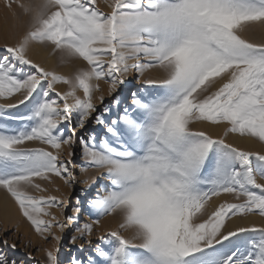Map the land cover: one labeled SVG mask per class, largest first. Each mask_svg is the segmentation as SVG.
Segmentation results:
<instances>
[{"label": "snow or ice", "instance_id": "snow-or-ice-1", "mask_svg": "<svg viewBox=\"0 0 264 264\" xmlns=\"http://www.w3.org/2000/svg\"><path fill=\"white\" fill-rule=\"evenodd\" d=\"M12 3L28 27L0 52V189L36 233L57 242L47 264H60L53 228L63 233L66 222L78 225L70 242L91 248L70 264H264V226L229 227L233 218H264V153L227 142L232 135L264 145V42L244 35L264 32V0H105L108 12L97 0ZM33 44L72 71L34 61ZM132 73L140 87L114 96ZM101 81L113 104L99 110ZM89 122L100 131L78 136ZM77 167L104 182L81 180ZM53 177L87 185L64 221L49 211L63 214L64 199L33 194L47 192L39 181ZM93 188L95 218L81 224V197ZM222 195L232 202L215 203ZM104 217L118 218L117 227L100 234ZM0 264H9L3 253Z\"/></svg>", "mask_w": 264, "mask_h": 264}, {"label": "rangeland", "instance_id": "rangeland-1", "mask_svg": "<svg viewBox=\"0 0 264 264\" xmlns=\"http://www.w3.org/2000/svg\"><path fill=\"white\" fill-rule=\"evenodd\" d=\"M28 2L29 0H19V3H28ZM109 2H111V0H109ZM97 5L101 8L102 11L104 12L109 11L107 4L105 3V0H97ZM27 27H28V17L22 13V10L18 7V4L12 3L11 8H9L7 7V0H0V40H1L0 41V52H2L3 45L5 43L9 45L16 43L17 38L27 30ZM244 35L246 39H250L254 42H264V32L245 33ZM34 45L38 46L39 44H34ZM67 67H70L71 70L73 69V66L70 63V64H63V65L60 64L56 66V68H52V70L56 71L58 74H66L64 70ZM149 75L155 76V75H158V73L153 71L149 73ZM134 76H135V73L130 74L128 77L126 86H123L117 93L113 95L119 96L123 100L124 97L127 96L131 91H135L137 88H139L140 85L137 84L136 80L134 79ZM100 86L103 90V95L105 99H104L103 104H100L99 102H97V107L99 110H102L103 107L113 104V97L108 94L107 84L101 81ZM57 90L65 91L66 86L57 85ZM96 95L98 96L100 95V93H97ZM4 102L6 101L0 100V103H4ZM11 111L13 114H18L17 110H11ZM194 127L197 130H199L198 128L199 124L194 125ZM91 131L99 132L100 128L98 126H95L91 122H89L85 129L83 130L78 129V136H85L86 133L91 132ZM230 141L231 140L229 139V137H227V142L232 143ZM26 146L27 147H38L40 145H38L35 142H29ZM67 151L68 150L65 149V152H64L65 157L67 156ZM254 151H260L261 153H264V151H261L259 149L254 150ZM74 152H75V155L73 157L74 163L76 165H80L82 163V157H81V146L78 142L75 146ZM75 171H76L77 176L81 180L85 179L87 176V177H96L98 180V183L104 182L102 179H100V173L97 170L90 168L86 174H82L79 171V168L77 167ZM92 172L94 175L92 174ZM52 179H53V183L39 181L43 187L48 189L47 192H39V193L34 192L33 194L36 196L56 195L64 199L66 201V205L63 210V214H61V209L59 208L49 209L51 213L56 215L61 221H64L66 216L75 215L72 209L76 204V197L81 195V191L83 189H86L87 185L79 183L72 187H69L65 185L63 181L59 180V178L53 177ZM258 182L264 183V181H258ZM57 188H59L58 192L56 191ZM94 193H95V188H93L88 193L87 197H83V196L81 197L83 201V207H84V211H82L79 215V220L81 224L86 223V222L90 223L91 220L95 218L94 216L89 215V210L87 208L88 200L91 198L92 195H94ZM213 200L215 203H219L224 200H228L232 202V197L229 195H222L219 199L213 198ZM42 218L45 220L50 219L49 216H44ZM24 219L26 220L25 217ZM110 219L111 217L103 218L102 227L99 229L100 234H106V231L108 229H115L117 227L116 224L114 223L112 224L111 221L109 222ZM25 222H26L25 226L11 224V225H7L4 227L3 224L0 225V253H3L6 256V258L9 261V264H11L12 261H15L16 264H47L46 251L54 250V247L57 246V242L52 240L50 237L48 240H45L42 236H40L38 233L35 232L30 222H28L27 220ZM66 224L67 226L63 233L59 232L58 229L53 228V231L56 232L57 235L62 236V240L60 241L58 245L60 251L57 254L60 264H70V260L73 256L83 257L85 255V252H91V248H89L87 245H85L84 252L80 251L78 246L83 243V241L80 239H77L75 243L70 242L73 236L79 235L75 231L78 225L73 222H66ZM257 226H264V225H257ZM123 234L125 236H128L127 232ZM242 235H251V234H242ZM96 236H97V232L94 229L93 236L90 237V239H92L93 241V246L99 243ZM3 241H7V245L15 244L16 248L12 249L11 247L6 246L3 243Z\"/></svg>", "mask_w": 264, "mask_h": 264}, {"label": "bare ground", "instance_id": "bare-ground-1", "mask_svg": "<svg viewBox=\"0 0 264 264\" xmlns=\"http://www.w3.org/2000/svg\"><path fill=\"white\" fill-rule=\"evenodd\" d=\"M28 55L34 61H36L37 63H40L43 67H45L48 70H52V68H56V66L61 64L59 62L58 55L51 53L50 47L46 48L41 45H38V46L34 45L32 46V48H30ZM70 67H67L64 70L66 74H69L72 71ZM198 128L199 130L200 129L208 130L214 134H221L223 130L222 128H211L207 125H201V124H199ZM229 139L231 140L230 142H232L235 146L237 145V147L242 148L244 150L254 151V150L259 149L261 151H264V146L260 145L259 143L255 141L248 140L246 138H239L238 136H232V135L229 136ZM117 220L118 218L111 217L109 222L111 221L112 224L114 223L117 225ZM25 221L26 220L24 219L23 215L18 210L17 205L14 203V201L8 196V194L4 190L0 189V225L3 224L4 227L7 225H11V224L25 226L26 225ZM252 224L264 225V219L258 215H250L244 220H241L239 218H233V220L229 223V227L231 228H234L236 226L247 227ZM127 235L130 236L131 233L127 232Z\"/></svg>", "mask_w": 264, "mask_h": 264}]
</instances>
